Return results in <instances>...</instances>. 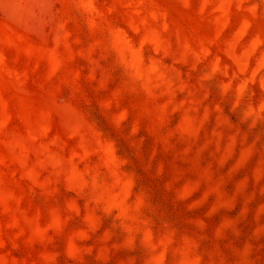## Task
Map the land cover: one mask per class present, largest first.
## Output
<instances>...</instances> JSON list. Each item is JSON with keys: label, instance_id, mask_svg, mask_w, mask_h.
Returning <instances> with one entry per match:
<instances>
[{"label": "rangeland", "instance_id": "rangeland-1", "mask_svg": "<svg viewBox=\"0 0 264 264\" xmlns=\"http://www.w3.org/2000/svg\"><path fill=\"white\" fill-rule=\"evenodd\" d=\"M0 264H264V0H0Z\"/></svg>", "mask_w": 264, "mask_h": 264}]
</instances>
